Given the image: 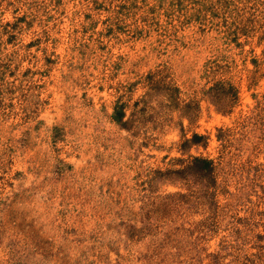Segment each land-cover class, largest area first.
Instances as JSON below:
<instances>
[{"label":"rangeland","instance_id":"374dc122","mask_svg":"<svg viewBox=\"0 0 264 264\" xmlns=\"http://www.w3.org/2000/svg\"><path fill=\"white\" fill-rule=\"evenodd\" d=\"M0 264H264V0H0Z\"/></svg>","mask_w":264,"mask_h":264},{"label":"trees","instance_id":"16d2710c","mask_svg":"<svg viewBox=\"0 0 264 264\" xmlns=\"http://www.w3.org/2000/svg\"><path fill=\"white\" fill-rule=\"evenodd\" d=\"M219 131H223V128L219 129ZM204 137H205V135L195 134L192 138V141L198 142L199 140H201ZM218 137L222 139V136L220 137V135H219ZM190 167L199 171L203 175L211 176V175H213V173L216 169V164H215V160L213 158H209L206 156H196L191 161Z\"/></svg>","mask_w":264,"mask_h":264}]
</instances>
